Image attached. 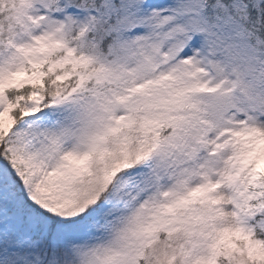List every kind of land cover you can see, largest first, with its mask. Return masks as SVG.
Here are the masks:
<instances>
[{
	"label": "snow or ice",
	"instance_id": "obj_1",
	"mask_svg": "<svg viewBox=\"0 0 264 264\" xmlns=\"http://www.w3.org/2000/svg\"><path fill=\"white\" fill-rule=\"evenodd\" d=\"M0 264H264V0H0Z\"/></svg>",
	"mask_w": 264,
	"mask_h": 264
}]
</instances>
